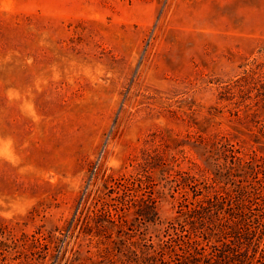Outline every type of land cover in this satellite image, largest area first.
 Masks as SVG:
<instances>
[{"label": "rangeland", "instance_id": "1", "mask_svg": "<svg viewBox=\"0 0 264 264\" xmlns=\"http://www.w3.org/2000/svg\"><path fill=\"white\" fill-rule=\"evenodd\" d=\"M0 242V264H264V0H0Z\"/></svg>", "mask_w": 264, "mask_h": 264}, {"label": "trees", "instance_id": "2", "mask_svg": "<svg viewBox=\"0 0 264 264\" xmlns=\"http://www.w3.org/2000/svg\"><path fill=\"white\" fill-rule=\"evenodd\" d=\"M226 144H230V139H227V140H226ZM222 145H224V144L222 143V140H220V141H215V142H213V144H211V146H213V147H211V148L213 149V152L219 153V152H221V151H220V147H221ZM230 147L232 148V147H234V145L232 144ZM197 149L202 150V151L204 152V151H206V149H207V145L204 144V143H201V145H200L199 147H197ZM232 151H233V150H232ZM203 162H204V164L206 165L207 169L211 172V174H212V176H213V179L216 178V179L223 180L224 177H223L222 172H221L219 169H217V166L215 165V163H214V161H213L212 159H210V158H206V159L203 160ZM225 163H227V162H225ZM239 169H240L241 172H244V173H245V170L243 169L242 166L239 167ZM208 203H209V202H208ZM209 204H210V203H209ZM138 206H139V207H138L139 209H138L137 212H138L141 216L147 218V217L149 216V213H148V209H147V207H145V206H141V205H138ZM212 207H215L216 209L221 210V207H219V205H217V204H213ZM192 214H193V215H197V214H199V213H198L197 210H193V211H192ZM193 215H192V216H193ZM187 217H188V216H187ZM184 222H187V221L184 220ZM182 228H184V226H182ZM219 230H220V232H224V225H223L221 228H219ZM120 244H121V243H118L117 246H115V248L122 249V245H120ZM0 247L5 248V247H7V246H6L5 243L0 242ZM228 250L231 251V248H228ZM232 251H233V249H232ZM244 257H245V256H244ZM234 258H235L236 260L239 261V257H238V255H235Z\"/></svg>", "mask_w": 264, "mask_h": 264}]
</instances>
